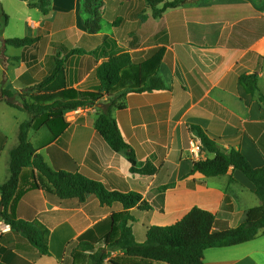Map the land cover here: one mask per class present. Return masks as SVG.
<instances>
[{
  "label": "crops",
  "instance_id": "1",
  "mask_svg": "<svg viewBox=\"0 0 264 264\" xmlns=\"http://www.w3.org/2000/svg\"><path fill=\"white\" fill-rule=\"evenodd\" d=\"M0 1L9 16L6 30L13 18L23 20V36L39 39L33 49L6 48L5 53L9 57L26 55L24 60L7 69L0 64L3 70L0 87L4 85L8 91L22 92L34 85L32 81L38 84L51 76L60 51L52 48L42 50L44 40L52 43L79 40L84 46L87 32L80 14L82 0H53L47 15L23 0H16L19 4L10 13L3 0ZM31 13L37 17L35 22L28 17ZM137 18L134 25L138 24V30L133 28V31L142 42L141 47L137 46L138 43L132 44L125 52H138L141 59H154L161 55L159 74L167 89L129 93L123 101L126 108L115 111L113 115L137 161L152 163L157 170L155 175L132 174L126 153H115L97 133L95 123L103 106L101 103L96 110L80 108L69 112L70 118L66 114L68 129L40 154L53 169L71 170L76 165L85 176L101 181L107 188L138 192L149 203L148 194L155 189L156 183L184 184L187 190L200 195L202 209L220 214L223 221L230 224L238 213L239 220H243L246 211L261 202L255 194L254 184L242 172L231 169L228 175L213 178L196 173L191 175L192 180L203 182V185L192 190L187 187L188 182L180 181L183 168L177 161L180 155L186 154L185 146L192 136L189 127L196 125L216 140L222 149L240 150L255 168L264 166V157L245 128L247 123L264 122V109L259 101L260 94L264 95V0H208L194 6L168 9L160 18L152 16L150 10L140 13ZM19 36L12 30L5 40ZM86 43L94 46L88 40ZM82 50V53L70 57L61 54L66 86L77 91L96 90L99 86L96 69L107 58L94 48ZM34 58H37V64L32 63ZM15 68L16 75L10 81L9 71ZM27 72L33 73L29 81L21 82L20 77ZM253 74L258 76L259 92L249 95L241 86L240 78ZM63 86V81L57 80L54 85L46 86L43 92ZM0 111L1 188L11 177L12 153L20 145V126L30 120V115L3 101L0 102ZM48 135L47 129L34 127L29 138L35 144ZM202 156L204 159L214 158L204 153ZM194 162L187 164L190 171L186 174H190ZM36 182L39 189L30 190L21 198L16 216L38 222L48 229L50 255L31 261L15 249L13 234L9 231L0 234V263L78 264L76 250L79 238L84 236L85 241L94 244L102 240L112 229L110 218L122 212V206H104L94 195H89L84 203L77 199L62 200L49 196L42 189L38 177ZM173 190L166 192L165 209L169 208V194ZM238 202L242 206H237ZM130 212L136 220L145 215L137 208ZM133 228L138 240L143 241L145 231L137 236L134 225ZM260 237L263 235L257 239ZM242 245L229 247L236 249L223 252L225 257L211 254L212 258L207 262L205 254L210 251L208 249L204 253V261L206 264H264V240L251 244L250 253L244 257L235 256L242 250L237 247ZM20 246L28 253H34L28 244ZM111 253L112 256L124 254L123 251ZM246 260L249 261L244 262Z\"/></svg>",
  "mask_w": 264,
  "mask_h": 264
},
{
  "label": "trees",
  "instance_id": "2",
  "mask_svg": "<svg viewBox=\"0 0 264 264\" xmlns=\"http://www.w3.org/2000/svg\"><path fill=\"white\" fill-rule=\"evenodd\" d=\"M29 6L48 14L53 0H23ZM96 0H87L85 11L88 15L98 18L99 14L94 6ZM152 10L155 18L162 17L168 9L188 5H198L208 0H141ZM162 6V7H161ZM0 22L2 29L9 25V16L0 1ZM96 24V21L94 22ZM89 33H99V28ZM39 42L38 38H10L4 41L0 54L2 63L6 68L25 59L22 57H9L4 50L9 47L16 49H33ZM81 48H74L65 52L64 57L80 54ZM57 55L53 73L40 83L22 92H12L4 88L0 90V102L30 115V120L20 126V145L12 153L11 177L0 188V222L11 227L13 234L12 244L15 249L36 262L43 256L50 255L48 247L49 231L42 224L19 219L16 208L21 198L30 190L39 189L36 178H39L42 189L49 196L59 199H77L84 203L89 195H94L104 206L120 204L123 211L110 218L111 231L100 241L94 243L79 238L77 247L78 264H206L204 253L208 249L229 248L242 245L264 236V166L255 168L240 150L222 149L218 142L211 139L199 126L189 127L192 137L201 145V153L213 155L214 158H205L195 161L192 165L191 175L199 173L206 178L221 177L233 171L242 172L255 186V194L261 204L246 211L242 223L229 228L226 221L218 215L193 207L179 221L169 226H145L143 241L138 240L133 225L136 218L131 210L137 208L142 212L153 211V206L145 200L142 194L134 191L120 192L107 188L101 181L85 176L78 166L66 170L51 168L40 151L61 136L69 127L65 115L80 108L96 106L103 98H107L108 107L98 114L95 123L97 133L104 139L115 153L124 152L131 164V173L150 177L155 175L156 168L152 163L141 164L137 161L133 148L122 135L114 111L126 108L124 99L129 93H144L163 91L167 86L159 74L162 56L154 59H141L138 52H123L108 57L96 69L95 77L99 82L96 90L77 91L67 88L65 83L64 59ZM264 59V56L262 57ZM33 64H37L34 58ZM36 71V70H35ZM27 72L20 77L21 82H27L30 75ZM57 80H62V88H52L43 92L45 87ZM240 84L249 95L259 92L258 76L243 75ZM259 101L264 109V95L260 94ZM47 129L49 135L41 137L34 144L29 138L32 128ZM246 131L255 143L257 149L264 157V122L247 123ZM196 180L189 181L187 187L194 190ZM227 200H225V203ZM28 244L34 253H28L20 245ZM114 251H123L118 256L110 255ZM246 260L244 262H247ZM241 262V263H244ZM2 264V263H0Z\"/></svg>",
  "mask_w": 264,
  "mask_h": 264
},
{
  "label": "rangeland",
  "instance_id": "3",
  "mask_svg": "<svg viewBox=\"0 0 264 264\" xmlns=\"http://www.w3.org/2000/svg\"><path fill=\"white\" fill-rule=\"evenodd\" d=\"M87 0H82V5L80 9L81 19H82V25L84 29L87 32L86 39L84 41V46H82V41L79 40H66V41H59V42H48L43 41L42 42V50L46 51L48 48H52L54 50L60 51L58 55H61L62 53L65 54L68 50L74 49V48H81V49H87L92 50L97 49L98 52L104 57L108 58L113 55H117L120 53L125 52L132 44L138 43V47H141V43L136 35V32L133 31V28L138 30V24L134 25L135 21H138L139 18L137 16L142 13L145 14L148 10H150L147 5L141 1V0H96L94 2V6L99 14L98 18H95L94 16H90L85 11V3ZM191 2L192 0H188ZM3 3H5L7 7V11L12 13V9H15L17 6L18 1L16 0H3ZM16 4V5H15ZM194 6V4H192ZM162 7V6H161ZM17 9V8H16ZM5 10V8H4ZM152 12V10H150ZM6 12V11H5ZM14 15V12H13ZM153 16V12H152ZM14 17V16H13ZM30 20L35 22L37 20V17L35 13L29 14ZM96 21V24L94 22ZM86 25H90L92 29L99 28V33L91 34L89 33V28ZM23 26V20L18 21L17 19L13 18V21L10 23L9 29L6 30V28L3 29V35L0 36V40L3 37H9L10 31L15 30L17 35H20L18 38H23L24 36V28L22 30ZM4 31L5 35H4ZM136 38V41H133V39ZM86 40H88V43H93L94 46L87 45ZM146 44L143 45V47ZM3 45L0 41V54L3 53L2 51ZM10 50H14V48L9 47ZM5 52V50H4ZM2 58L0 57V64L7 69L4 64L2 63ZM15 65V64H14ZM9 68V67H8ZM17 69H12L9 71L8 77L10 81L14 78L16 75ZM3 78V70L0 67V81H2ZM4 88V85L0 87ZM125 99V98H124ZM124 99H121L117 101L118 103H121L124 101ZM103 104L101 111L106 109L108 107L109 102L104 100V98L98 103ZM97 104V105H98ZM96 106L88 107V108H81L85 111V109H94L96 110ZM100 111V112H101ZM117 111V110H115ZM114 111V112H115ZM1 112V111H0ZM97 112V111H96ZM98 112V113H100ZM79 113H82L79 111ZM83 113H90V112H83ZM95 113V112H94ZM68 114V113H67ZM74 116V115H73ZM66 117L70 118L72 117L71 114L66 115ZM195 141L194 137L191 136V138L187 141V144L185 146L186 154H182L179 156V160L177 161L181 168L183 170L180 173V181L189 182L193 178L190 174H186L190 171L189 166L191 162H194L199 159H204L202 156L203 153H201L199 158H195L190 153V142ZM189 151V152H188ZM185 159V160H183ZM187 166V167H186ZM191 178H190V177ZM211 180V179H209ZM197 181V180H196ZM197 185H203V182L197 181ZM171 193L169 194V208L165 209V197L166 192L169 189H173ZM148 199L150 201V204L153 206V211L151 212H142L145 214L142 217H139V219L134 224L135 229L137 230V236H140L145 231V226H169L177 221H179L187 212H189L193 207L197 206L200 207L202 204L201 197L199 194L191 192L187 190L184 187V184L178 183H156L155 189H152L148 194ZM237 206H242V203L238 202ZM201 208V207H200ZM237 212H239V209H236ZM218 218L223 217L219 214ZM239 217V213L234 217V220L230 223H227V226L229 228H235L239 226L243 220ZM244 219V218H243ZM141 234H140V233ZM259 240H264V236L260 237L254 242H259ZM248 243L246 245H242L237 248H242L241 251L235 254L237 257H244L247 253H250V245L253 244ZM234 249H228V248H214L210 249V251L206 252V261H210L212 258L211 254H216L215 257H225L223 256V252H227L228 250H235ZM208 252H210L209 256ZM112 255V253H110ZM232 256V257H235Z\"/></svg>",
  "mask_w": 264,
  "mask_h": 264
},
{
  "label": "built area",
  "instance_id": "4",
  "mask_svg": "<svg viewBox=\"0 0 264 264\" xmlns=\"http://www.w3.org/2000/svg\"><path fill=\"white\" fill-rule=\"evenodd\" d=\"M190 153L195 158H199L201 155V145L197 141H191L190 142ZM11 231V227L4 222H0V234H5L7 232Z\"/></svg>",
  "mask_w": 264,
  "mask_h": 264
},
{
  "label": "water",
  "instance_id": "5",
  "mask_svg": "<svg viewBox=\"0 0 264 264\" xmlns=\"http://www.w3.org/2000/svg\"><path fill=\"white\" fill-rule=\"evenodd\" d=\"M1 40H2V42L4 43L5 39H4L3 37L1 38Z\"/></svg>",
  "mask_w": 264,
  "mask_h": 264
}]
</instances>
